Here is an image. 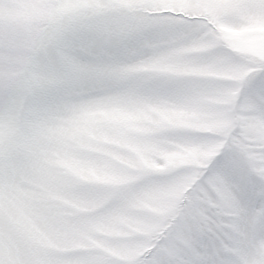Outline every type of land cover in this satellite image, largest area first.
Here are the masks:
<instances>
[{
	"label": "rangeland",
	"instance_id": "374dc122",
	"mask_svg": "<svg viewBox=\"0 0 264 264\" xmlns=\"http://www.w3.org/2000/svg\"><path fill=\"white\" fill-rule=\"evenodd\" d=\"M143 253L264 264V0H0V264Z\"/></svg>",
	"mask_w": 264,
	"mask_h": 264
}]
</instances>
